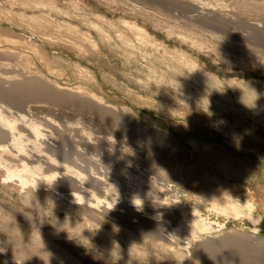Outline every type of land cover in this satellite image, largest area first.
<instances>
[{
	"label": "rangeland",
	"instance_id": "374dc122",
	"mask_svg": "<svg viewBox=\"0 0 264 264\" xmlns=\"http://www.w3.org/2000/svg\"><path fill=\"white\" fill-rule=\"evenodd\" d=\"M133 24L143 28L148 36L139 34ZM0 30V35L7 31L13 40L1 47L0 63L4 61L7 70L17 73V81H23L20 71L36 69L59 88L80 86L90 90L118 115H92L90 111L79 114L74 108L39 99L24 100V108L31 104L50 107V114L44 112L46 108L38 112L51 117L56 127L70 122L84 129L95 140L91 144L99 147V152L92 145L81 150L87 161L78 160L81 167L74 168L89 179H85V184L70 188L64 183L69 176L60 175V180L53 178L48 182L36 175L40 190L32 186L21 188L17 180H2L6 175L4 165L16 167L15 162L19 164L22 156L17 151L15 154L12 147L8 148L14 153L6 152L19 154V158L0 152V161L9 158L7 163L2 161L5 169L0 162V264H264V247H234L222 255L218 250L213 256H202L198 246L170 249L172 242L155 232H144L142 222L126 226L123 218L116 217L124 214H110L122 209L116 203L120 202L118 197L127 193L122 191V184L116 186V178L117 183H124L118 180L124 178L122 175L129 181L133 177L138 180L142 168L150 167L151 184L158 181L169 188L158 192L160 197L187 209L198 219L206 218L216 227L206 234L232 228L241 233L247 231L254 244L264 239V0H0ZM37 59H42L43 66ZM7 102L11 101L0 95V110L7 108ZM124 108L135 112L133 119L149 130L174 135L189 152L179 159L168 156L170 152L165 147L158 148L161 156L139 154V150L123 142L131 139L135 145H142L144 141L142 147L149 149L155 144L147 145L151 136L137 127L136 136L134 131V138L131 136L135 126L127 124L133 120L124 118ZM10 110L12 114L16 111ZM88 115L103 118L93 120ZM118 124L121 129L128 127L127 134L123 136ZM111 133L117 140L111 144L113 149L105 141L112 138ZM70 134L66 133L68 150L70 142L76 145L77 140ZM190 140L199 146L209 144L231 165L221 159L202 157L191 148ZM152 148L155 150L156 146ZM126 151L131 166L126 164L128 158L122 160L124 153L127 157ZM9 162L14 163L11 166ZM41 166L44 170V164ZM132 166L137 177L129 171ZM161 170L171 177L177 173L178 179L162 176ZM89 175L102 177L118 190L107 199L112 204L109 214L106 209L105 214L101 212L105 202L97 206L94 198H89L94 193L99 198L104 196L95 189ZM61 180L64 184L55 182ZM82 185L87 187L85 194H90V204L79 200L74 204L73 193L85 195ZM212 194L242 206V212L230 214L233 212L225 204L222 209L221 204L201 201ZM127 195L124 198H129ZM246 214L255 217V221Z\"/></svg>",
	"mask_w": 264,
	"mask_h": 264
},
{
	"label": "bare ground",
	"instance_id": "6f19581e",
	"mask_svg": "<svg viewBox=\"0 0 264 264\" xmlns=\"http://www.w3.org/2000/svg\"><path fill=\"white\" fill-rule=\"evenodd\" d=\"M132 27L134 29H137L139 34H141L143 36H146V35L148 36V34L145 32V30L143 28L137 26L136 24H133ZM2 32H3V30H2ZM6 32H5V35H3L2 33H1V35H3V36L0 35V49L4 48L3 46H5L4 45L5 42H12L13 41V40L9 39V38H11V36L6 35ZM7 37H8V39H7ZM26 41H28V40H26ZM26 41H24V42H26ZM22 45H23V43H22ZM1 47H3V48H1ZM46 59L48 60L49 58H46ZM50 60H49V62H50ZM41 61H42V59L38 60V62H40V63H41ZM44 62H45V59H44ZM52 63H53V61H52ZM5 64L6 63L4 61L0 63V95L4 99H7L8 101H11V102L10 103L7 102L8 103V106H7L8 109L5 108V106H4L3 108L1 107L2 109L0 110V152H1V154H3V152L5 154L8 153L7 156L11 155L14 158V155L16 154V151H17V153H19L22 157H20V159H18L19 162H20L19 164H17V162H15L16 163V167L14 165V168L10 167V166H8L6 164H5L6 166L4 165V163H7V160L9 159L8 157H7L8 159L2 160V161H4V163H2V161H0L2 163V168L5 169L4 167H6V170H5L6 172H4L6 175L4 174L5 177L2 180H4V181H6V180H8V181L9 180L10 181L11 180H17V182L21 186V188H27L29 186H32L36 190L39 187V184L36 182V179H34V176H36V175L40 176V177L37 176L38 178H41L43 180L46 179V181H48V182L49 181L51 182L53 178H58L59 179L60 175H62L63 177H66V176L68 177L69 176L68 178H65V179L63 178V179H64V183L67 184V186H68V184L71 185V187L68 186L70 188L77 187L78 184H83V183L85 184V179L87 178L86 175H83L81 172L77 171L76 168H74V167L76 166L77 169L79 167H81V165L79 164L80 161L78 162V160H81L83 163H85L87 161L86 157H85V154H82V153H84V152H82V151H84L82 149L84 147L85 148H87V147L92 148L89 145H92L91 142L95 141V140L94 139H90L88 137L89 133L86 134L84 129H80L81 127L79 128L76 125L74 126L73 123L69 122V124H67V125L66 124H64V125H60L59 124L56 127V124H55L56 122H54L51 119V117L47 118L48 116L44 115L43 111H41V114H43L44 116H41L40 113L38 112V110H42L43 108H46L47 111H44V112H46L47 114H50L51 113L50 112L51 111L50 107H48L46 105H39L38 104V106H37V105H34V104L32 105L31 104L30 106H27V107L24 108V105H25L24 100H26V99L28 100V99H31V98L39 99V100H41L43 102H46V103H49V104H53V105H57V106H63V107H68V108H74L75 111H77L79 114L80 113L84 114V111H86L87 113L90 111V113L93 112L92 115H94V113L95 114L98 113V115L99 114L108 115L110 113L111 114L114 113L115 112L114 109H112L111 107H109L106 104H104L105 100L101 99L95 93H90L89 92L90 90L89 91H85V90H87L86 88H85V90L83 88H80V86L79 87H73L72 86V88L71 87L70 88H64V87L63 88H59V86H57V83L49 82V80H46L48 78L45 79L42 75L39 74L40 73L39 71L38 72L36 71V69L34 71H26V72L25 71H20V73L21 72L22 73L19 74V75H20V78L21 77L23 78V81L19 82V81L16 80V77H15V75H17V73L16 74H12L13 71L7 70V67H6L7 64L6 65ZM41 64L43 66V63H41ZM44 65H45V63H44ZM50 65H52V64H50ZM53 70H55V68H53ZM53 70H50V71L52 72ZM46 71H49V70H46ZM57 72H59V71H57ZM60 73H61V71H60ZM55 74H57V73H55ZM55 74H54V76H55ZM22 78L20 80H22ZM89 89H91V88H89ZM13 105L16 106V107H13ZM10 107L13 108V111H15L14 109H16V111L13 114L11 113L12 110H10V109H12V108H10ZM124 110H125V111H123V113H125L124 114L125 115L124 118H126L128 121L129 120H133V121H131V123H127V124H132L133 126H135V129L133 127L134 130L130 127V130L132 129V131H130L128 129L130 131V134H132L131 136L134 138L133 133H131V132L134 131V135H135V132L136 133L138 132L137 128H139V130H141L140 132H142V130H143L144 132H146V134L151 136L149 139L147 138V140H148L147 145L149 144V146H151L150 144L153 143L155 145H152V146H156V149L153 150L154 147L151 149L152 146L150 147V149L148 147L146 148V146L142 147V145L144 144V141H143L142 145L139 144L140 146L137 144L138 142L135 145L134 141L131 140V139L129 140L128 143L126 141L123 142V143H126L127 145H129L131 147H134L136 150H139L138 151L139 154L140 153L141 154H145L147 157L148 156H152V155H160L161 156V152H160V150H158V148L159 147L160 148L165 147L168 150L167 152H170V154L168 153L169 154L168 156L171 155L173 158L179 159V157L184 155L186 152H189V148L186 147L185 145H183L184 143L183 144L180 143V141L177 140L174 135L171 136L167 132H160V131L157 132V131H154V130H151V129L149 130L148 128L142 126L140 123H137L136 120H134L135 118L133 119V115L135 114V112L131 111V109H129V108H124ZM3 112H5L7 114H3ZM64 113H66V112L64 111ZM90 113H88V114H90ZM115 113H116L115 116L118 118L117 112H115ZM66 115H68V114H66ZM85 115H87V114H85ZM100 116L99 117L96 116L98 118V120L101 117L103 118V116H101V117ZM115 116H112V117L115 118ZM88 117H90V116L88 115ZM96 117L92 116L90 118L93 119V118H96ZM107 120H108V117H107L106 121ZM116 120L118 121L119 119H115V121ZM134 121H135L136 124L134 123ZM119 124H118V127H120ZM137 124H139V125H137ZM139 126H141V127H139ZM123 128L121 129V127H120L119 130L123 131L122 133H123V136H124V134H127L126 130H127L128 127L125 128V129H123ZM104 131H105V129H104ZM87 132H89V131H87ZM100 132H101V130H100ZM66 133L67 134L68 133L69 134L72 133V134H74L73 137L75 136V138H77V140L74 141V143L76 145H72L73 143L70 142L71 145H69L70 146L69 150L66 149L67 146H68V142H69V141H67L68 138L66 137ZM106 134L108 135L107 132H105V135ZM112 134L113 133H111V135ZM128 134H129V132H128ZM164 134H166V136ZM109 136H107V137H109ZM69 137H71V136H69ZM73 137H72V139H73ZM111 137H112L111 139L107 138L105 140L107 142L106 145H108V144L109 145H111V144L114 145V144L117 143V140L114 138V136L112 135ZM137 138H140V137H137ZM89 139L91 141H89ZM102 140H104V139H102ZM144 140H146V139H144ZM51 141H54V142H51ZM98 141H100V139ZM139 141H140V139H139ZM122 144H120V145H122ZM189 144L191 145V148L194 151H197L198 153H200L201 156L202 155L205 156V157L208 156V157H212L213 159L217 158V160L221 159L223 162H225V163L227 162V163L230 164V160L229 159H227L223 155H220V154L216 153L209 146V144L199 146V144L196 143L195 140H190ZM118 145H119V143H118ZM92 146H94V145H92ZM123 146H124V144H123ZM8 147H10V148L12 147V149L15 150V154L14 155L11 154L13 150L11 151ZM27 148H30V150L27 149ZM94 148H95V146H94ZM96 148H97V146H96ZM98 148H97V151H98ZM127 148H129V147H127ZM134 148H129V149L132 150ZM112 149H113V146H112ZM6 150L10 151L11 153L6 152ZM105 151H108V150H105ZM117 152H119V151H117ZM132 152H133V154L135 153L134 151H132ZM13 153H14V151H13ZM87 153H88V151H87ZM107 153L110 154V151H108ZM112 153H113V150H112ZM126 153H127V151H126ZM198 153H196L194 155H197ZM98 154H96V155H98ZM18 155L17 156L15 155L16 158H19ZM124 155H125V153H124ZM124 155H123L122 160L124 158H126V159L128 158V161L126 160L127 161L126 164H130V166H131V163H130L131 160H130V158L128 156V153H127V157H124ZM131 155H132V153H131ZM88 156H89V154H88ZM140 156H142V155H140ZM142 157H145V156H142ZM198 158L196 157V159H198ZM10 159H11V161H14V160H12V157ZM140 159H141V157H140ZM158 159H160V158H158ZM122 160L120 161L121 163H122ZM26 161L27 162L29 161L28 163H30V164L32 162L38 163V164L32 165L33 164L32 163L31 166H29ZM96 161H98V159L95 160V162ZM160 161L161 160H159L158 162H160ZM1 163H0V166H1ZM9 163L13 164L14 162H9ZM105 163H107V162H105ZM132 163H134V162H132ZM137 163L139 164L138 160H137ZM12 164H11V166H12ZM41 164H44V168H45L44 170H43V167H42L43 165L41 166ZM157 164L158 163H156L154 165L156 166ZM3 165H4V167H3ZM17 165L20 166V168H18ZM148 165H150V164L148 163ZM195 165H197V164H195ZM232 165H235V164L232 163ZM139 166H141V164ZM181 166H183V165H181ZM187 166H189V165H187ZM192 166H194V165H192ZM239 166L241 167V165H239ZM107 167H109V166H107ZM132 167H130V168L128 167V168H129V171L131 170L132 173H133V172H135V169H134V167L133 168ZM122 168H124V165L122 166ZM149 168L148 167H144V168H142L143 170L141 169L142 170L141 172L139 171L141 173V178H143V180H140L141 178H139V176L138 177L136 176L137 175V173H136L137 171L135 172L136 174L134 176H136L138 180H136V178L134 179V177L131 175L133 178L130 179V181H131L130 182L129 180L124 179L126 175H122V174L121 175L124 176V178L121 177L119 174H116V175L117 176L119 175L118 177L119 178L121 177V178L118 179V180H120V181L124 180V183H117L116 182L117 178H116L115 175L114 176L116 178V181L113 180V179L111 180V181H115L114 183L117 184L116 186H120L122 184L121 185L122 191L124 190V191H126L128 193V195L126 193L125 196L127 195V197H129V198H124L125 196L124 197H122V196L118 197L119 200H117V201H120V202L116 203V204H119V205H116V207H119V208H122V209L119 210V211L118 210L111 211L112 213L110 212V214L115 215V216L118 215V214L119 215L120 214H124L122 216H116V217L117 218L119 217L121 220L123 218V221H125V222H122V223H124V224L127 223L126 226L127 225L128 226L129 225L133 226L132 225L133 223L136 224V222H140V223L142 222L143 226L146 228V230L143 228L145 230L144 232H146L147 230L149 231L148 233H150V232L154 233L155 232L154 234H156V233H157V235L159 234L160 236L159 235L158 236L160 238H162L163 240L165 238L168 241L172 242L174 245L172 244L173 245V246L171 245L172 247L169 246L170 249L171 248L173 249V247H175V246L187 249L188 245H189V247L191 245H195V246L200 247L202 256H207V255L213 256V255L216 254V251H218V250H219L220 254L222 255V253L225 254V252H227L229 249H234V247H240V248L249 247V248H254V249H256V246H260V247H258L259 249L261 247H264V239H261L260 241H258L257 244H254L252 235L249 234V233H246L247 231L241 233L242 231L239 232L237 230L229 228V230L227 229V231H223L222 232V231H218V229H217L218 233L215 232L216 231L215 230L214 233L206 234L208 232L210 233L213 230V228H216V227L211 226L212 223L207 221L206 218L199 217V219H198V218L195 217V215H192V213H190L187 209H184L183 207H179L175 203L160 197V195H158L157 193L158 192H163L164 190H166V188L168 186L165 187V185L161 184V182H158V181H156L155 183L151 184V181L153 182V180L151 179V181H150L149 179L153 178V176L150 174V169ZM161 169H163V168H161ZM235 169H236V167H235ZM239 169H241V168H239ZM122 170L123 169H121V171ZM109 171H111V170H109ZM124 171L127 172L128 170L124 169ZM174 171H175V169H174ZM96 173H98V172H96ZM116 173H119V172H116ZM121 173H123V171ZM129 173L132 174L131 172H129ZM140 173H138V174H140ZM142 173L145 176H143ZM161 173H162V176H170L171 177V175L168 174L167 172H165L164 170ZM98 174H100V173H98ZM233 174H234V170H233ZM127 175H129V174H127ZM176 175H177V173H176ZM74 176H76L79 179L75 178ZM90 176L91 175H89V178H90ZM175 176H173L174 179H178V177L177 176L175 177ZM37 177H35V178H37ZM173 177H171V178H173ZM129 178H130V176H129ZM37 180L39 181V179H37ZM78 180L81 181V182H79ZM86 180L88 181L89 179H86ZM91 180L96 185L95 189L99 193H101V194L103 193L104 196H103V198H99V197H97V195H95V193L90 195L89 192H88V195L91 196V197L89 196V198L90 199L94 198V200L96 201L95 205H97V206L99 205V203L101 204V202H105V204H104L105 207L103 206L104 207L102 209L103 211H101L103 214H105L106 210L108 211V209L110 208V205H112V204L108 203L107 199L109 197H111V195H113V197H114V195L116 194V193L114 194V192L118 191V190H116L113 187L112 183L111 184H107L108 182L106 183V181L104 179H102V177L91 176ZM125 180L128 181V182H125ZM76 181H78V182H76ZM55 182H58L59 184L63 183L62 180L60 182L59 181H55ZM118 184H120V185H118ZM88 186H89V184H88ZM80 187L83 188V193L87 194V187L83 186V185L80 186ZM183 188H185V187H183ZM167 189H169V188H167ZM38 190H40V189H38ZM90 193H92V191ZM86 194L85 195H82V194L78 195L77 193H75V194L73 193L72 196H73V199H74V204H75V200H79V201L84 202L86 204L87 203L90 204L91 201L87 197L88 195H86ZM57 195H60V194H57ZM117 195H119V194H117ZM201 201H204L205 203L209 202L210 204H212L214 206H216L217 203L221 204L222 205L221 206L222 209H224V208H226V206H228L229 210H231L229 212H233V213H230V214H234V213L236 214V212H237V214H239V213L242 212L241 209H240V207H242V206H238V205H236L233 202L228 203L226 198H224V197L221 198L218 195L217 196H213V194H212V196H208L206 198H203V200H201ZM248 204L246 206H248ZM113 208H115V207H113ZM119 208H116V209H119ZM104 209H106L105 212H104ZM123 209H124V211H123ZM109 210H112V209H109ZM229 212H228V214H229ZM108 214H109V211H108ZM246 215H247L248 218H250L251 220L255 221V217L251 216L250 214H246ZM131 218H133V221L132 220L130 221ZM120 223H121V221H120ZM119 225H121V224H119ZM218 225H221V224H218ZM142 227H141V230H142ZM225 229H226V226H225ZM238 229H241V228H238ZM135 236H136V234H135ZM181 242H182V244H180ZM217 248H219V249H217ZM179 251H180V249H179ZM247 252L248 251H246V253ZM176 254H179V253L176 252ZM180 256H182V255H180ZM244 256H245V254H244ZM244 256H242V257H244ZM260 256H261V254H260Z\"/></svg>",
	"mask_w": 264,
	"mask_h": 264
}]
</instances>
